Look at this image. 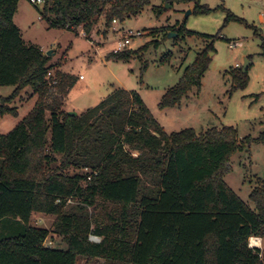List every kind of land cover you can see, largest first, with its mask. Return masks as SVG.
I'll use <instances>...</instances> for the list:
<instances>
[{"label": "trees", "instance_id": "1", "mask_svg": "<svg viewBox=\"0 0 264 264\" xmlns=\"http://www.w3.org/2000/svg\"><path fill=\"white\" fill-rule=\"evenodd\" d=\"M19 1L0 0V86L14 88L0 97V118L17 116L11 104L27 89L37 98L0 134V264H264V249L248 244L251 237L264 238V182L249 195L253 209L224 182L231 156L250 140L238 143L231 127L167 134L139 94L123 88L81 114L64 111L74 78L56 72L58 94L52 95L46 77L56 65L23 40L13 22ZM42 1L40 16L49 28L76 35L81 28L89 35L97 19L107 29L113 20L137 16L151 0ZM161 2L172 7L190 0ZM205 11L198 4L192 10ZM159 31L216 38L187 31L184 22ZM146 46L106 58L129 60ZM210 51L207 44L196 55L162 96L161 109L201 86ZM244 75L234 72L240 84ZM34 213L55 217L51 232L30 225ZM52 235L61 237L65 250L45 245Z\"/></svg>", "mask_w": 264, "mask_h": 264}, {"label": "rangeland", "instance_id": "2", "mask_svg": "<svg viewBox=\"0 0 264 264\" xmlns=\"http://www.w3.org/2000/svg\"><path fill=\"white\" fill-rule=\"evenodd\" d=\"M195 4L207 11L193 13ZM43 6V3L33 5L29 0H20L13 22L25 43L37 45L44 54L50 52V64L56 65L51 70L54 75L62 72L74 78L63 102L64 111L81 114L115 89L123 88L139 94L149 117L167 134L186 129L199 134L212 128H233L238 143L250 141L231 156L224 182L254 208L249 195L264 182V22L261 16L264 0H190L172 7L162 4L161 0H151L137 16L126 18L123 23L117 21L107 29L104 19H97L89 35L81 28L77 29L78 35L49 28L40 16ZM160 7L164 10L158 15ZM183 22L187 31L216 38L205 40L196 35L177 37L174 32H157ZM129 30L142 34L131 39L129 49L136 51L147 45L146 48L129 60L107 59L116 41ZM207 44L212 45V51L208 53L209 62L201 86L190 90L177 106L161 109L162 96L178 83ZM246 58L249 65L243 72L245 81L240 84L234 72L242 70ZM13 89L0 86V97H8ZM51 93L55 96L56 91ZM30 94L27 89L12 102L17 116L0 118V134L9 132L30 111L37 98ZM75 172L68 170L70 175ZM72 204L73 201H67V205ZM89 212L101 217L98 208H90ZM54 221V216L34 213L30 225L51 232ZM96 238L91 236L90 240L96 242L99 240ZM255 239H259L260 246L251 247L263 250L264 238ZM45 245L66 249L57 235H52ZM77 264L97 263L79 259Z\"/></svg>", "mask_w": 264, "mask_h": 264}, {"label": "built area", "instance_id": "3", "mask_svg": "<svg viewBox=\"0 0 264 264\" xmlns=\"http://www.w3.org/2000/svg\"><path fill=\"white\" fill-rule=\"evenodd\" d=\"M42 2H43L42 0H30V3L33 5H37V4L42 3ZM261 16L264 19V13H262ZM116 23H117L116 20L112 21V25H115ZM114 27L115 26L112 27L113 30L115 29ZM124 34L125 35L123 37H120V39L116 41V47L112 50L113 52H119V51H122L125 49H129L131 39L136 38V37H140L142 35L140 32H132L131 30L125 31ZM236 67H238V66L236 65ZM46 78H47V80H50V81L52 80L50 82L49 86L52 88V90H54L53 86L56 84V81L54 79V74L52 73L51 70L47 73ZM79 79H82V77L80 76ZM94 239H97V238L94 237ZM96 242H99V240H97ZM249 247H251L250 243H249Z\"/></svg>", "mask_w": 264, "mask_h": 264}, {"label": "bare ground", "instance_id": "4", "mask_svg": "<svg viewBox=\"0 0 264 264\" xmlns=\"http://www.w3.org/2000/svg\"><path fill=\"white\" fill-rule=\"evenodd\" d=\"M250 246H252V247H259L260 246L259 239H255L254 237H251L250 238Z\"/></svg>", "mask_w": 264, "mask_h": 264}, {"label": "water", "instance_id": "5", "mask_svg": "<svg viewBox=\"0 0 264 264\" xmlns=\"http://www.w3.org/2000/svg\"><path fill=\"white\" fill-rule=\"evenodd\" d=\"M166 7H168V6L166 5ZM189 13H190V12H189ZM170 35H171V34H170ZM172 35H174V34H172ZM210 54H211V53H210ZM46 55H47V56H50V52H47ZM248 65H249V62H248L247 59H245V60H244V64H243V66H242V72H246Z\"/></svg>", "mask_w": 264, "mask_h": 264}, {"label": "crops", "instance_id": "6", "mask_svg": "<svg viewBox=\"0 0 264 264\" xmlns=\"http://www.w3.org/2000/svg\"><path fill=\"white\" fill-rule=\"evenodd\" d=\"M262 21L264 22V19L262 18ZM247 59V58H246ZM64 74H66V73H64ZM67 75H69V74H67Z\"/></svg>", "mask_w": 264, "mask_h": 264}]
</instances>
